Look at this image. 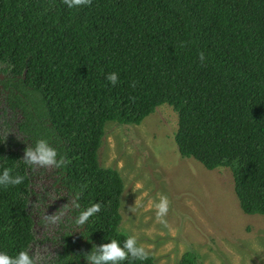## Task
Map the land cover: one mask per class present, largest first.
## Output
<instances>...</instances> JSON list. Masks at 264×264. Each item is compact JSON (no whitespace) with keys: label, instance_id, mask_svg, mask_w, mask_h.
<instances>
[{"label":"trees","instance_id":"16d2710c","mask_svg":"<svg viewBox=\"0 0 264 264\" xmlns=\"http://www.w3.org/2000/svg\"><path fill=\"white\" fill-rule=\"evenodd\" d=\"M0 75L21 140L0 136V178L10 170L0 183V253L32 258L25 152L41 140L57 153L51 187L65 210L47 264H96L88 257L101 245L123 247L122 180L97 161L103 127L138 124L163 103L176 114L179 155L228 168L241 212L264 214V0H0ZM93 204L100 211L78 224ZM175 264H198L196 254L185 250Z\"/></svg>","mask_w":264,"mask_h":264},{"label":"rangeland","instance_id":"374dc122","mask_svg":"<svg viewBox=\"0 0 264 264\" xmlns=\"http://www.w3.org/2000/svg\"><path fill=\"white\" fill-rule=\"evenodd\" d=\"M175 128L176 114L165 103L138 124H104L97 161L122 180L118 232L135 236L155 264H175L185 250L196 254L198 264H264V214L241 212L228 168L208 170L180 156L172 139ZM0 136L10 144L21 141L1 93ZM32 167L29 251L34 264H47L58 250L64 200L51 187L50 166ZM161 196L169 200L164 224L156 218Z\"/></svg>","mask_w":264,"mask_h":264},{"label":"clouds","instance_id":"9594fccd","mask_svg":"<svg viewBox=\"0 0 264 264\" xmlns=\"http://www.w3.org/2000/svg\"><path fill=\"white\" fill-rule=\"evenodd\" d=\"M64 3L69 7H79L83 5H88L91 0H64ZM199 58L201 61L204 60V54L200 53ZM107 79L115 85L118 82L117 75L115 73H110ZM57 155L56 151L52 148L46 146L43 140L38 141L35 150H27L25 156L29 163L39 164L43 166L51 165L54 163V158ZM9 169H5L3 178H0V183H4L9 180ZM23 177L17 176L14 180H11L13 185L21 183ZM156 208V218L157 220L164 224L166 223L164 217L168 213L169 200L165 196L160 197L159 203L155 204ZM100 211L99 204H93L87 211L83 212L77 223L83 224L91 215ZM100 255H91L88 259L95 260L96 264H100L101 261L104 264H118L120 261H124L129 258V256L134 260H146L149 253L143 246L137 244V238L135 236H129L123 243V247L119 245L117 240H111L109 243L100 246ZM0 264H33V259L28 255V252L21 251L16 257H9L7 254L0 253Z\"/></svg>","mask_w":264,"mask_h":264},{"label":"water","instance_id":"95a60500","mask_svg":"<svg viewBox=\"0 0 264 264\" xmlns=\"http://www.w3.org/2000/svg\"><path fill=\"white\" fill-rule=\"evenodd\" d=\"M0 77H1V75H0Z\"/></svg>","mask_w":264,"mask_h":264}]
</instances>
